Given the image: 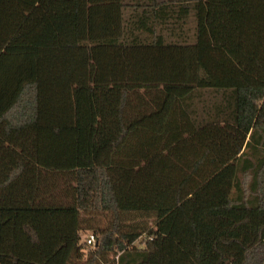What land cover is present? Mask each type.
<instances>
[{"label":"trees","instance_id":"trees-1","mask_svg":"<svg viewBox=\"0 0 264 264\" xmlns=\"http://www.w3.org/2000/svg\"><path fill=\"white\" fill-rule=\"evenodd\" d=\"M152 1L0 0V264L264 263V0Z\"/></svg>","mask_w":264,"mask_h":264},{"label":"crops","instance_id":"crops-1","mask_svg":"<svg viewBox=\"0 0 264 264\" xmlns=\"http://www.w3.org/2000/svg\"><path fill=\"white\" fill-rule=\"evenodd\" d=\"M31 1L36 2V0H31ZM143 1H144V4H150V5H153V1H152V0H141V2H143ZM124 2L126 3V7H127V8L124 10V13H126V15H128L129 12H130V9H131V8H129V7H130L131 4L133 3V0H124ZM146 14H148V15H152V9L149 8L148 11L146 12Z\"/></svg>","mask_w":264,"mask_h":264},{"label":"rangeland","instance_id":"rangeland-1","mask_svg":"<svg viewBox=\"0 0 264 264\" xmlns=\"http://www.w3.org/2000/svg\"><path fill=\"white\" fill-rule=\"evenodd\" d=\"M186 35L189 36V40L191 39V36L193 34L194 29V20L192 17H188L185 26L183 27Z\"/></svg>","mask_w":264,"mask_h":264},{"label":"built area","instance_id":"built-area-1","mask_svg":"<svg viewBox=\"0 0 264 264\" xmlns=\"http://www.w3.org/2000/svg\"><path fill=\"white\" fill-rule=\"evenodd\" d=\"M94 241H95V238H94L93 234H90V235L88 236L87 240H86V243H87L88 245H94Z\"/></svg>","mask_w":264,"mask_h":264},{"label":"water","instance_id":"water-1","mask_svg":"<svg viewBox=\"0 0 264 264\" xmlns=\"http://www.w3.org/2000/svg\"><path fill=\"white\" fill-rule=\"evenodd\" d=\"M264 264V263H263Z\"/></svg>","mask_w":264,"mask_h":264}]
</instances>
